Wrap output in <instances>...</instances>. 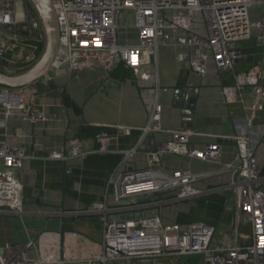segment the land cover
<instances>
[{
    "label": "built area",
    "instance_id": "2783aa9c",
    "mask_svg": "<svg viewBox=\"0 0 264 264\" xmlns=\"http://www.w3.org/2000/svg\"><path fill=\"white\" fill-rule=\"evenodd\" d=\"M60 30L59 46L52 69L55 74L42 77L29 85H0V109L8 117L18 113L32 123L56 119L44 112L38 102L43 87L61 73H77L100 67L112 71L117 62L137 68L149 63L157 54L160 39L166 29H177L187 35L186 44L194 49L187 58L189 68L203 77L213 63L218 71L233 68L240 58L238 42L255 37L264 43V17L253 20L254 6H264V0H52ZM204 21L202 31L196 26ZM123 22V24H122ZM136 29L137 43H123L120 32ZM47 42L44 25L30 0H0V67L20 72L33 67L42 56ZM12 52V57H6ZM264 66L256 65L237 73L231 85L222 88L227 102H242L249 113L264 107ZM250 86L252 97L247 101L242 90ZM162 105L156 101L140 136L142 143L150 134L162 132ZM248 117L244 132L231 137L237 146L234 161L222 163L223 145L218 141L204 147L191 146V129L169 131L170 139L147 152V165L126 169L124 165L137 153L126 151L124 160L113 172L108 185L115 186L112 206L108 201L94 203L85 213L100 214L103 239L92 255L74 256L59 239L43 245V233L28 243H6L0 249V264H110L119 261L167 264L160 259L179 255L201 254L207 264H264V186L259 165L256 137L259 128ZM119 134L134 129L117 125ZM115 138L107 132L96 136L99 152H108ZM65 153L53 151L51 158H85L83 140L73 137ZM166 155H183L221 165L232 178L226 189L236 192L238 221L251 226L250 242L225 247L212 244L216 228L203 222L189 225L167 223L158 212L150 211L151 203L143 202L153 195H170L187 199L202 193L193 183L208 173L191 168H163ZM30 153L23 145L0 142V209L23 212L24 185L18 171ZM169 200V199H168ZM159 203V202H158ZM147 211L140 218L117 219L128 213Z\"/></svg>",
    "mask_w": 264,
    "mask_h": 264
},
{
    "label": "crops",
    "instance_id": "0c3cea01",
    "mask_svg": "<svg viewBox=\"0 0 264 264\" xmlns=\"http://www.w3.org/2000/svg\"><path fill=\"white\" fill-rule=\"evenodd\" d=\"M251 18L264 17V6H254ZM204 21L197 23L202 31ZM123 43H137L136 29L120 32ZM187 35L177 29H166L160 39L157 54L149 63L137 68L117 62L112 71L95 67L77 73H61L54 82L67 87L64 99L58 88L41 91L38 102L44 112L56 119L32 123L18 113L8 117L0 109V142L23 145L30 153L18 171L24 185L23 212L0 209V249L6 243H28L42 238L43 245L66 243L68 253L82 257L92 255L103 239V222L98 213H85L94 203L108 201L112 206L115 186L108 180L126 151L137 148L129 158L126 169L147 165V152L171 137L169 131L191 129V146L204 147L218 141L223 145L222 163L234 161L237 146L226 138L244 132L251 113L242 102H227L222 88L235 81L237 73L256 65L264 66V43L255 37L238 42L240 58L230 70L218 71L213 63L201 77L187 64L194 49L186 44ZM188 84L197 93L194 99L192 126L175 105L178 86ZM264 86V83H263ZM47 87H43L45 89ZM247 101L252 88L242 90ZM156 101L162 105V132L150 134L140 143V129L146 125ZM252 125L259 128L256 147L264 186V107L252 113ZM117 125L134 129L119 134ZM191 125V124H190ZM102 132L115 136L108 152H99L96 136ZM73 137L83 140L90 153L85 158H51L50 153H65ZM163 168L168 173L184 168L208 173L193 183L202 193L181 200L170 195H153L143 202L151 203L150 211L158 212L167 223L189 225L203 222L216 228L212 244L225 247L250 242L251 226L238 221L236 192L225 188L232 178L221 165L210 164L189 156L166 155ZM228 190L230 193H228ZM171 197V198H170ZM169 199V200H168ZM159 202V203H158ZM63 231V233H62ZM167 264H207L201 254L179 255L160 259ZM110 264H152L151 262L119 261Z\"/></svg>",
    "mask_w": 264,
    "mask_h": 264
},
{
    "label": "water",
    "instance_id": "95a60500",
    "mask_svg": "<svg viewBox=\"0 0 264 264\" xmlns=\"http://www.w3.org/2000/svg\"><path fill=\"white\" fill-rule=\"evenodd\" d=\"M30 1L38 12L46 30V47L37 63H35L33 67L26 71L20 72L17 69H6L0 67V85L2 86L13 88L21 87L29 85L42 77H48L50 74H55V71L52 69V63L58 50L61 28L55 15L53 2L52 0ZM56 88L62 91L64 99L68 96L67 87L56 82H50L47 88L41 89V91H50ZM196 97L197 93L195 88L188 84L180 85L176 90L175 105L182 109V113L185 117L189 118L186 119V122H189V126H192V120L190 118L194 115L195 104H193V102ZM146 215L147 211H143L137 213H128L126 215L122 214L116 218H140Z\"/></svg>",
    "mask_w": 264,
    "mask_h": 264
},
{
    "label": "rangeland",
    "instance_id": "374dc122",
    "mask_svg": "<svg viewBox=\"0 0 264 264\" xmlns=\"http://www.w3.org/2000/svg\"><path fill=\"white\" fill-rule=\"evenodd\" d=\"M122 24H123V22H122ZM12 55H13L12 52H7L5 56L8 58V57H12ZM229 191H231V190H228V193H230Z\"/></svg>",
    "mask_w": 264,
    "mask_h": 264
}]
</instances>
